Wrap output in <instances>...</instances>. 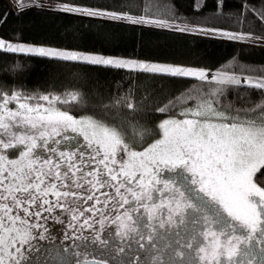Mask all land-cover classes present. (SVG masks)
<instances>
[{"label": "snow or ice", "instance_id": "1", "mask_svg": "<svg viewBox=\"0 0 264 264\" xmlns=\"http://www.w3.org/2000/svg\"><path fill=\"white\" fill-rule=\"evenodd\" d=\"M18 7H25L23 0H18ZM60 9L132 23L174 25L170 20L133 18L68 4ZM258 15L264 21V7ZM175 30L188 29L175 26ZM222 34L244 38L243 34ZM0 49L92 66L195 77L217 85L166 102H157L156 94L149 92L140 107L127 94L101 104L98 118L73 115L65 107H84L85 97L79 91H29L23 85L0 83V264H40L43 252L34 241L50 239L45 235L46 221L57 209L70 216L72 234L64 239L79 241H74L78 250L69 253V258L75 257L69 264H109L103 257L112 252L123 254L127 264H264V99L244 107L249 97L237 93L235 103H225L228 87L255 91L264 98V74L241 79L234 72L217 70L210 75L204 68L3 39ZM149 106L165 118L157 125L159 138L147 146L135 131L128 136L125 122H110L121 107L141 111ZM114 109L117 115L110 116ZM157 242L163 243L157 247ZM165 249L166 259L160 255Z\"/></svg>", "mask_w": 264, "mask_h": 264}, {"label": "trees", "instance_id": "2", "mask_svg": "<svg viewBox=\"0 0 264 264\" xmlns=\"http://www.w3.org/2000/svg\"><path fill=\"white\" fill-rule=\"evenodd\" d=\"M13 1L16 8L9 0H0V20L3 21L0 39L6 42L204 68L211 74L225 70L241 79L264 74V44L251 39L264 40V21L258 15L264 0H23V9L18 7V0ZM63 4L235 32L249 39L195 36L154 23H132L129 19L66 12L60 9ZM0 83L14 87L23 85L29 91H79L85 97L84 107H65L73 115L98 118L102 115L101 104H111L127 94H131L140 107L142 97L149 92L156 94L153 99L157 102H166L181 94L195 96L217 86L195 77L92 66L3 49H0ZM237 93L249 97L244 107L264 99L255 91L228 87L225 103H235ZM109 115L116 116V110ZM164 118L165 114L151 112L150 106L141 111L121 107L118 117L110 122H125L128 136L132 137L135 131L137 139L142 136L141 143L147 146L159 138L157 125Z\"/></svg>", "mask_w": 264, "mask_h": 264}, {"label": "rangeland", "instance_id": "3", "mask_svg": "<svg viewBox=\"0 0 264 264\" xmlns=\"http://www.w3.org/2000/svg\"><path fill=\"white\" fill-rule=\"evenodd\" d=\"M10 4L13 5L14 8L16 2H14L13 0H9ZM106 16V15H104ZM175 26H179V27H187L188 30L183 31L184 33H191L195 36L198 35H207V36H218L224 39H229L227 36L223 35L222 33L228 32V33H234V34H238L235 32H229V31H223V30H216L215 32H211L208 30H215V29H208V28H201V27H195V26H188V25H181V24H176L174 23L173 26H165L167 27V29H170L172 31H177L175 30ZM236 39H249L247 37L244 38H235V39H230V40H236ZM252 39V42L254 43H259V44H264V40H257V39ZM10 43H14V44H25V45H32V44H28V43H18V42H10ZM32 46H36V45H32ZM37 47H43V46H37ZM52 48V47H49ZM54 49H58V48H54ZM60 50H67V51H74V52H78V53H85V54H96V55H101L104 57H113V58H122L125 60H135V61H141V60H137V59H132V58H124V57H118V56H108V55H103V54H97V53H86V52H81V51H75V50H68V49H60ZM146 62V61H143ZM150 63H158V62H150ZM159 64H167V63H159ZM173 65V64H170ZM211 75V73H210ZM70 219L69 214L63 212L60 209H57L56 212L52 213L50 218L46 221V227L48 229L47 233H45L46 236L50 237V239H46V240H37L34 241L35 244H37L38 246L41 247L42 252L44 251H48L51 248H54L55 246L58 247H66V246H74V241L75 243H79V241H77L75 239V237H73L72 239H64V236L67 235H71L72 234V229L69 227L68 225V220ZM59 220H63L64 223H60ZM42 223H45L44 221H41ZM110 228L114 231V226L110 225ZM89 232L88 230H86L84 232V235H88ZM77 235H79V233H77ZM118 243V241H116ZM163 242H157V247H160L162 245ZM78 250V249H77ZM102 250V249H101ZM76 251V250H75ZM166 252L167 249L164 250L163 253H160V255L164 256V258L166 259ZM155 253V250L153 252V254ZM140 256L141 259L145 258V253L143 251H140ZM103 258H107L109 260V264H127V258L124 257L123 254H118L117 252H112L111 254H109L107 257H103ZM68 259L72 260L74 262L75 257H71ZM254 264H257L256 262H254Z\"/></svg>", "mask_w": 264, "mask_h": 264}, {"label": "flooded vegetation", "instance_id": "4", "mask_svg": "<svg viewBox=\"0 0 264 264\" xmlns=\"http://www.w3.org/2000/svg\"><path fill=\"white\" fill-rule=\"evenodd\" d=\"M67 248L68 251H64ZM74 246L58 247L55 246L48 251H44L40 259V264H69V253L75 251ZM102 251V250H101ZM257 263V262H256Z\"/></svg>", "mask_w": 264, "mask_h": 264}]
</instances>
